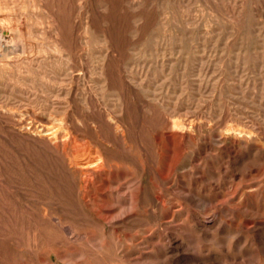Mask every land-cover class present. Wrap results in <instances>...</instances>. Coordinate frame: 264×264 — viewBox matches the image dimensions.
I'll return each instance as SVG.
<instances>
[{
  "label": "rangeland",
  "instance_id": "rangeland-1",
  "mask_svg": "<svg viewBox=\"0 0 264 264\" xmlns=\"http://www.w3.org/2000/svg\"><path fill=\"white\" fill-rule=\"evenodd\" d=\"M5 32L0 264H264V0H0Z\"/></svg>",
  "mask_w": 264,
  "mask_h": 264
},
{
  "label": "bare ground",
  "instance_id": "bare-ground-1",
  "mask_svg": "<svg viewBox=\"0 0 264 264\" xmlns=\"http://www.w3.org/2000/svg\"><path fill=\"white\" fill-rule=\"evenodd\" d=\"M4 34H5L4 36L3 35L0 36V62L4 61L5 59L10 58L11 55L14 53V50H15L14 46L8 45V43H9L8 39H10V34L7 32H5Z\"/></svg>",
  "mask_w": 264,
  "mask_h": 264
}]
</instances>
